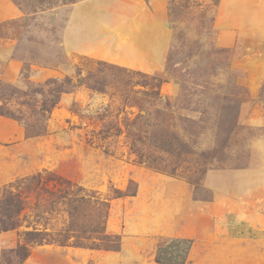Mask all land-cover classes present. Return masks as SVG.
Here are the masks:
<instances>
[{
	"label": "rangeland",
	"instance_id": "rangeland-1",
	"mask_svg": "<svg viewBox=\"0 0 264 264\" xmlns=\"http://www.w3.org/2000/svg\"><path fill=\"white\" fill-rule=\"evenodd\" d=\"M4 1L24 14L0 22V198L25 206L0 264L157 262L161 246L264 264V0ZM68 204L89 223L108 210L97 248L28 239L64 229Z\"/></svg>",
	"mask_w": 264,
	"mask_h": 264
},
{
	"label": "trees",
	"instance_id": "trees-1",
	"mask_svg": "<svg viewBox=\"0 0 264 264\" xmlns=\"http://www.w3.org/2000/svg\"><path fill=\"white\" fill-rule=\"evenodd\" d=\"M152 79L155 81L157 78L152 76ZM162 82L158 80V83L155 85L158 87L155 94L157 95V99H162L160 94V86ZM169 102H167L168 104ZM0 113L3 111L0 110ZM135 141V142H134ZM136 139H133L132 146L138 151L139 147L136 144ZM135 190H131L130 188L126 190V192L117 190V195L121 196L123 194H131L134 195ZM50 194H54L55 192H49ZM69 192H62L57 194L52 199L48 200L50 205V212L57 213L55 211L54 206L58 203H69L71 200L64 202V199L67 198ZM73 195V194H72ZM76 198V197H74ZM90 199V198H89ZM88 199V200H89ZM81 200H86L84 197L81 196ZM42 205V204H41ZM25 203L24 198L21 197V193L14 192L13 190H9L8 192H4L0 198V233L8 230H12L18 228L21 225V213L24 209ZM72 204H68L66 208V212L68 215L67 224L64 226V229L51 232L46 230H36V231H26L25 234L29 236V240L33 243H57L61 246H66L69 244H73L80 247H89V248H97V240L107 238L105 234V219L107 218L108 210H104L102 214H100V209H94L99 215L97 217H91V223L86 222L85 214L82 216L84 212L78 211L76 209L77 206L72 207ZM90 217V216H88ZM98 221H101L98 223ZM100 224V226H99ZM54 231V230H52ZM87 235V236H84ZM82 238L86 240L94 239L91 243L84 242ZM172 242H180V241H187L191 242L189 239H182V238H173ZM17 254H19V262L24 261L28 258L30 251L26 244H21L16 250ZM188 249L179 250L177 257H186ZM169 252L168 247H159L157 250L156 260L162 264H185L186 258L183 260L182 263L179 262H171L168 260Z\"/></svg>",
	"mask_w": 264,
	"mask_h": 264
},
{
	"label": "crops",
	"instance_id": "crops-1",
	"mask_svg": "<svg viewBox=\"0 0 264 264\" xmlns=\"http://www.w3.org/2000/svg\"><path fill=\"white\" fill-rule=\"evenodd\" d=\"M24 13L21 11V9L19 7H17L15 4L9 3V2H5L4 0H0V22L2 21H8L11 19H15V18H19L23 15ZM152 49L150 50L151 53ZM190 230V228H189ZM188 230V231H189ZM185 229L183 230H175L173 232L174 237H189L190 234L189 233H185L184 232ZM60 248H63L62 246H57ZM68 248H72V247H67ZM121 254H123V252H120ZM121 264H161L155 261L154 258L151 259H146L144 257H137L135 256L134 258L131 257H127V254L124 255V257L122 258L121 256ZM189 264V263H188Z\"/></svg>",
	"mask_w": 264,
	"mask_h": 264
}]
</instances>
